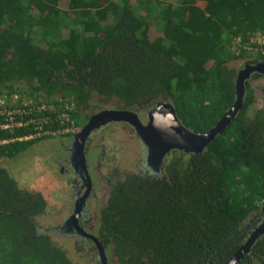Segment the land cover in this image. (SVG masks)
Segmentation results:
<instances>
[{
  "label": "trees",
  "instance_id": "1",
  "mask_svg": "<svg viewBox=\"0 0 264 264\" xmlns=\"http://www.w3.org/2000/svg\"><path fill=\"white\" fill-rule=\"evenodd\" d=\"M258 34L264 0H0V264H70L16 168L48 132L80 126L92 100H168L208 131L234 105L231 65ZM251 94L204 152L174 150L159 177L117 184L102 239L120 264H226L248 241L264 210V111L250 117ZM255 262L264 233L239 264Z\"/></svg>",
  "mask_w": 264,
  "mask_h": 264
},
{
  "label": "flooded vegetation",
  "instance_id": "2",
  "mask_svg": "<svg viewBox=\"0 0 264 264\" xmlns=\"http://www.w3.org/2000/svg\"><path fill=\"white\" fill-rule=\"evenodd\" d=\"M251 60L256 61L250 62ZM261 62H264L261 57L242 58L234 62L231 66L236 69V83L237 78L245 72L249 65L259 66ZM251 67L249 73H246L245 98L248 92L252 93L247 113L254 118L258 111H264V74L261 72L264 66L255 70H251ZM165 101L149 100L143 104L131 106L115 100L110 103L100 101L93 103L92 101L83 107L82 113L86 122L72 130L71 142L91 118L107 111H112V117L110 119V113L103 114L101 117H107V122L97 126L87 139L85 144L86 173L79 168H73L70 151H68L69 146L66 148L67 157L62 161L51 157L56 164V171L59 172L57 183L61 187L56 188L48 180H39L41 168L32 163L23 169L31 179L30 181L22 179L23 183L29 187L32 182V188H30L32 192L43 194L41 188L49 190L47 196L43 194L46 205L38 229L51 244L58 246L65 253L70 264H120L113 251V245L102 239L103 209L108 204L117 184L128 176L136 173L147 177H159L165 173L168 158H165L159 169L149 166L146 163L147 149L140 134V128L149 124L151 112L161 107ZM160 110L166 109L162 106ZM117 135H129L137 142L140 153L132 168H129V163L126 160L123 162L121 157V161H117L119 158ZM177 151L180 154L192 155V153ZM118 163L120 165H117ZM53 170L51 169V172ZM263 223L264 210H261L254 218V231Z\"/></svg>",
  "mask_w": 264,
  "mask_h": 264
},
{
  "label": "water",
  "instance_id": "3",
  "mask_svg": "<svg viewBox=\"0 0 264 264\" xmlns=\"http://www.w3.org/2000/svg\"><path fill=\"white\" fill-rule=\"evenodd\" d=\"M260 66H264V62L259 63V66L251 67L249 65L245 72L237 78V99L234 105L208 131L197 133L184 126L178 117L173 103L167 102V100L162 103L161 107L151 112L149 124L140 128L141 139L147 149L146 163L151 167L159 169L162 167L166 156L174 150L192 154L204 152L207 145L231 124L242 109L246 93V73H249L250 67L251 70H255L256 68H260ZM261 72L264 74V69ZM162 106L166 110H160ZM106 113L111 114L112 111L103 112L99 116L91 118L74 136L73 141L68 147L73 168H79L86 173L85 144L91 132L97 126L107 122V117H101L103 114L106 115ZM109 117L111 119L112 114ZM263 233L264 223L253 232L248 241L226 264H239L245 255L249 253L257 238Z\"/></svg>",
  "mask_w": 264,
  "mask_h": 264
},
{
  "label": "rangeland",
  "instance_id": "4",
  "mask_svg": "<svg viewBox=\"0 0 264 264\" xmlns=\"http://www.w3.org/2000/svg\"><path fill=\"white\" fill-rule=\"evenodd\" d=\"M255 39V38H254ZM255 41L259 44V46L254 47L253 45H247L251 54L250 57H260L264 55V35H257ZM247 59V57H245ZM17 98V96L15 97ZM94 102H98V100H92ZM91 101V102H92ZM1 104H6V100L3 98L0 100ZM86 122V118L81 116L79 119V125L82 126L83 123ZM75 127H79L75 125ZM69 128L68 130H64L60 133H48L51 135L46 140H42L41 142L36 144L35 150H30L28 153L29 158L32 160H38V165L34 164L35 166L41 168V172L39 174V180L49 181V183H53L56 188L61 187L59 183H57L58 179V170L56 171V164L51 157L55 158L57 161H62L67 157L66 148L71 144L72 130L75 128ZM117 154L119 156L117 161H121L120 157L122 158L123 162L126 160L129 163V168H132L139 157L140 149L137 147V142L130 138L129 135H117ZM129 142V146H128ZM133 142V143H132ZM29 158L25 159L26 161L21 162L16 168L19 169L20 173L18 172V176L20 179L24 181H30V176L23 171L29 163ZM124 158V159H123ZM29 159V160H28ZM93 160V159H92ZM30 164V163H29ZM117 165H120L119 163ZM15 167V166H14ZM122 167V166H121ZM127 167V166H126ZM123 168V167H122ZM51 169H54L51 172ZM47 178V179H46ZM39 182V181H38ZM37 182V183H38ZM46 183V182H44ZM59 184V185H58ZM29 188H32V182H30ZM42 193L47 196L48 189L41 188ZM256 264V263H255Z\"/></svg>",
  "mask_w": 264,
  "mask_h": 264
},
{
  "label": "built area",
  "instance_id": "5",
  "mask_svg": "<svg viewBox=\"0 0 264 264\" xmlns=\"http://www.w3.org/2000/svg\"><path fill=\"white\" fill-rule=\"evenodd\" d=\"M19 124L22 125L23 122H20ZM10 126H11L10 124L5 125V127H10ZM48 133H50V132H48ZM48 133H47V134H48ZM39 135H40V134H39ZM32 137H33V136H32ZM2 142H4V141H2Z\"/></svg>",
  "mask_w": 264,
  "mask_h": 264
}]
</instances>
